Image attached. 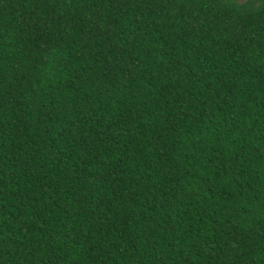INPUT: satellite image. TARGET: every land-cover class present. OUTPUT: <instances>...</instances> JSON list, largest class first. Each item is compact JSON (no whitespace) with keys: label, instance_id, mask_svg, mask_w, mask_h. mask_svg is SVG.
I'll use <instances>...</instances> for the list:
<instances>
[{"label":"trees","instance_id":"16d2710c","mask_svg":"<svg viewBox=\"0 0 264 264\" xmlns=\"http://www.w3.org/2000/svg\"><path fill=\"white\" fill-rule=\"evenodd\" d=\"M0 264H264V3L0 0Z\"/></svg>","mask_w":264,"mask_h":264},{"label":"snow or ice","instance_id":"6c2138e0","mask_svg":"<svg viewBox=\"0 0 264 264\" xmlns=\"http://www.w3.org/2000/svg\"><path fill=\"white\" fill-rule=\"evenodd\" d=\"M262 3H264V0H261Z\"/></svg>","mask_w":264,"mask_h":264}]
</instances>
